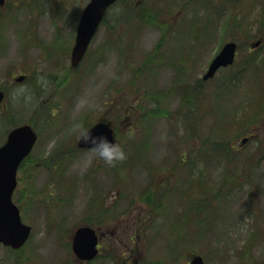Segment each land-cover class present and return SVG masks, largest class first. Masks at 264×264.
Masks as SVG:
<instances>
[{
  "label": "rangeland",
  "instance_id": "obj_1",
  "mask_svg": "<svg viewBox=\"0 0 264 264\" xmlns=\"http://www.w3.org/2000/svg\"><path fill=\"white\" fill-rule=\"evenodd\" d=\"M88 2L6 0L4 8L0 7V30L7 18L0 34V86L8 93V103L0 106V146L10 129L28 123L31 118L39 135L34 158L23 171L24 195L20 193L18 197L26 211L21 213L22 220L33 228L29 245L20 255L0 245V264H89L79 262L71 248L72 235L81 225L95 227L102 234L103 253L92 264H190V258L196 254L204 257L205 264H264V123L257 126L258 141L252 138L229 166L223 156L206 158L203 151L207 137L216 130L217 136L222 134L219 128L222 115L223 120H230L240 114L234 112L260 91L258 80L253 84L248 80L250 76H246L242 90L217 100L222 109L216 107L211 111L215 126L210 118L198 126L196 135L189 131L185 115L178 114L184 110L181 95L164 101L163 110H175L173 120L166 116L150 125L154 128L150 144L144 154L138 153L141 115L135 106L141 95L138 88H130V82L142 66L140 54H151L164 37L175 34L179 38L169 40L171 53L164 58L182 59L186 69L183 71L181 65L179 85L196 84L220 50L216 31L218 27L221 31L222 17L229 13L230 4L225 0H125L113 8L108 24L98 30L88 57L73 72L69 69L70 53L80 15ZM260 2L239 0V4L257 6L250 11L243 5L237 7L239 17L248 13L250 23L249 27H243L244 33L236 32L237 41L251 35L246 30L255 33L260 25L252 24L263 17ZM152 5L162 12L159 24L138 21L139 34L127 46L132 31L124 33L130 23L122 12L135 9L140 17L143 14L139 13ZM116 17L119 21L115 23ZM195 20L203 22L207 33L213 28L214 36L191 35L190 23ZM207 20L212 21L210 26ZM56 36L60 42L64 36V41L62 45L55 44L60 62L52 64V53L43 47L52 46ZM119 36L124 47L122 61L132 54L138 58L136 61L130 57L127 71L119 50L113 46V40ZM228 36L226 42L232 37ZM247 52L248 47L243 48L240 55L243 57ZM148 62L152 70L157 65L156 57ZM67 69L71 71L69 75L64 73ZM34 72L37 75L31 80ZM21 74L28 76L27 82L15 83ZM173 74L174 68L164 67L151 76L156 88L168 89ZM228 76L229 71L219 72L207 83L206 94L214 93L217 84ZM113 80L116 86L124 88V93L109 91ZM35 92L42 97L35 98ZM114 99L119 104L110 108L108 101ZM128 102L132 103V109L126 105ZM11 107L14 117L9 119L5 116ZM102 119L112 122L117 140L127 152V158L112 169L105 167L90 150L71 149L78 139L73 123L82 121L88 126ZM238 129V124L232 127L233 131ZM134 134L137 136L132 142ZM232 143L240 148L241 138H234ZM186 155L190 158L189 165L179 162V157ZM250 165L252 174L237 173V167L250 168ZM94 169L98 171L93 173ZM192 169L195 170L190 175ZM225 171H235L234 179L220 191ZM151 197L154 203L149 202ZM196 199L200 200L192 205ZM158 205L160 211L165 207L162 209L165 219L156 217L154 209ZM149 212L154 213L150 223L141 224L139 217ZM199 220L202 224L197 225ZM247 249L250 251L242 256ZM111 253L114 255L108 258Z\"/></svg>",
  "mask_w": 264,
  "mask_h": 264
},
{
  "label": "trees",
  "instance_id": "obj_2",
  "mask_svg": "<svg viewBox=\"0 0 264 264\" xmlns=\"http://www.w3.org/2000/svg\"><path fill=\"white\" fill-rule=\"evenodd\" d=\"M226 3L230 4L229 7V13L225 14L222 17V26L221 31H216V36H220V43L218 46L220 47L222 43L228 39V35H231V40L237 41V35L236 32L244 33L243 27H249L250 23H247V16L248 13H243L241 17H239V13L237 11V7L240 5H243L244 8L247 10H252L257 5H245L243 3L239 4V0H225ZM260 3H263V6L260 9V14L263 16L261 19H255L254 23L252 24H260L258 28L255 30V33L252 30H246L251 33V35H246L244 39H240L241 47L244 48L249 45L250 42L261 39L263 44L260 48L257 50H249L250 53L246 57H244L240 62H238L234 67L230 68L229 70V76L228 79L222 81L221 83L217 84V89L214 91V93H207L204 89V84L199 83L197 85H194L192 87H189V96L187 97L186 101L189 102L190 105H194V109L192 110V113H195L196 111L201 109V106H203L205 103H208L207 108V117L211 118V111L214 108H221L220 105L217 102L220 98H222L224 95H230L236 91L242 90L241 86L244 81L243 79L246 78V76H250L249 81H251L253 84L255 83V80H258V87L260 88V91L258 93H254L253 96L249 97V102L246 104H243L242 106H239V110L234 113H240L235 115L230 120H223L220 121L219 128L222 132V134H218L219 130L216 134L212 133L209 137L206 138L204 141V151L206 152L208 158H214L216 155L225 156L229 162L234 161L235 157L238 155L233 147L232 140L234 138H240L242 136H248L252 134H257V131L253 132L251 131V128L253 126H258L260 123H264V82H262L264 78V36L262 33L264 32V0H261ZM155 5H152L150 9L144 10L139 14H143L142 16L138 17V21L142 24H159L161 20V11H156V8L153 7ZM259 7V6H258ZM154 9V10H152ZM156 13H155V12ZM248 11V12H249ZM135 9L131 10V14L134 15ZM134 18L128 19V22L130 23ZM137 21L136 27L137 29H140V24ZM201 20H195L190 23V28L193 34V36L199 37L200 34L203 33V35H207L209 38H212L214 35H212V30L210 32H206L203 29ZM212 21L207 20L206 24L211 25ZM251 24V25H252ZM161 26V25H160ZM218 26V24L214 25L213 27ZM163 27V26H162ZM166 29L167 28H162ZM188 29V28H187ZM136 30V29H135ZM189 30V29H188ZM239 42V41H238ZM161 44V43H160ZM252 72V73H251ZM256 78V79H255ZM183 87V86H182ZM250 96V95H249ZM190 98V99H189ZM222 109V108H221ZM248 114L246 116L245 111ZM251 114H250V112ZM206 113V112H204ZM212 119V125L215 126L216 119ZM31 123H33L31 121ZM34 124V123H33ZM236 124H238L239 129L237 131H233L232 127H234ZM253 129V128H252ZM194 135H196L195 131H192ZM233 133H235V136H233ZM230 135V137H229ZM229 137V138H228ZM258 141V140H257ZM260 145V144H259ZM262 150V149H261ZM263 151V150H262ZM213 154V156H210V154ZM252 157V156H251ZM253 158V157H252ZM250 159V161L252 160ZM33 160V156L27 158L24 162L26 163L23 170H25V167L27 164H29ZM228 164L227 166H229ZM251 167L248 168H242L241 170V176H247L249 173L251 174ZM243 171V172H242ZM225 178L221 185V189H224L227 187V184H231L234 179V171L227 172L225 171ZM24 195V191L22 192ZM217 199V198H216ZM25 249L14 252L15 255H20L23 253ZM249 251V250H248ZM247 251V252H248ZM247 252H242V256H245Z\"/></svg>",
  "mask_w": 264,
  "mask_h": 264
},
{
  "label": "water",
  "instance_id": "obj_3",
  "mask_svg": "<svg viewBox=\"0 0 264 264\" xmlns=\"http://www.w3.org/2000/svg\"><path fill=\"white\" fill-rule=\"evenodd\" d=\"M116 0H91L78 27L76 45L72 53V65L77 67L86 53L88 46L105 15L106 9ZM4 0H0L3 4ZM260 45L257 42L253 47ZM238 46L235 42L227 43L220 54L211 63L204 80L214 77L216 72L234 63ZM24 77L18 78L22 82ZM4 93L0 91V103ZM94 134L103 133L115 141L114 132L107 123H99L92 128ZM37 140V134L29 125L13 129L7 142L0 147V243L13 249H20L28 241L31 227L25 225L20 217L18 207L12 201V195L17 186V171L21 162L30 154ZM247 139L244 140L246 142ZM79 146L88 148L83 139ZM97 236L90 227L79 228L73 237V250L76 256L85 261L92 260L98 253ZM191 264H204L201 256H195Z\"/></svg>",
  "mask_w": 264,
  "mask_h": 264
},
{
  "label": "clouds",
  "instance_id": "obj_4",
  "mask_svg": "<svg viewBox=\"0 0 264 264\" xmlns=\"http://www.w3.org/2000/svg\"><path fill=\"white\" fill-rule=\"evenodd\" d=\"M72 129L77 132L78 139H83L88 149L107 165L114 166L127 158V152L121 143L110 140L106 134H94L92 128L86 126L84 122L73 123Z\"/></svg>",
  "mask_w": 264,
  "mask_h": 264
},
{
  "label": "flooded vegetation",
  "instance_id": "obj_5",
  "mask_svg": "<svg viewBox=\"0 0 264 264\" xmlns=\"http://www.w3.org/2000/svg\"><path fill=\"white\" fill-rule=\"evenodd\" d=\"M94 190H96V188H94ZM101 200L104 202V201H105V198H104V197H101ZM149 202H153V199H150ZM105 208H106V206H105ZM98 247H99L100 252H101V251H102V246H101V244H99Z\"/></svg>",
  "mask_w": 264,
  "mask_h": 264
}]
</instances>
